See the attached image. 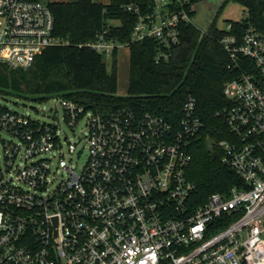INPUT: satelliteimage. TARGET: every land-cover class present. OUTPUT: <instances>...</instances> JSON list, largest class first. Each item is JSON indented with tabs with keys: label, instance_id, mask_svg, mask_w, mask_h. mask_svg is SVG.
Segmentation results:
<instances>
[{
	"label": "built area",
	"instance_id": "built-area-1",
	"mask_svg": "<svg viewBox=\"0 0 264 264\" xmlns=\"http://www.w3.org/2000/svg\"><path fill=\"white\" fill-rule=\"evenodd\" d=\"M48 2L0 0V63L28 68L49 46L70 43L55 35ZM126 8L138 17L131 41L104 29L79 46L110 60L153 37L157 58H167L196 11L192 0ZM242 24L228 22L221 39L239 73L224 86L228 132L213 144L245 184L204 203L188 175L204 126L195 96L178 125L130 107L96 113L60 96L67 124L85 120L87 129L88 159L76 169L79 143L56 122L10 109L0 91V264H264V25Z\"/></svg>",
	"mask_w": 264,
	"mask_h": 264
},
{
	"label": "trees",
	"instance_id": "trees-1",
	"mask_svg": "<svg viewBox=\"0 0 264 264\" xmlns=\"http://www.w3.org/2000/svg\"><path fill=\"white\" fill-rule=\"evenodd\" d=\"M150 1H49L55 16V35L70 43L49 46L28 68H12L0 63V91L38 100L53 95L66 97L106 115L130 107L139 114H158L175 125L180 122L187 96H195L197 114L204 126L191 145L193 160L188 175L197 185L194 200L204 203L213 192H229L233 186L245 184L243 178L222 161L218 146L213 153L207 147L209 137L217 142L228 132L221 114L229 104L224 86L239 73L238 68L229 67L231 56L221 44L222 37L229 31L218 26V18L206 31L195 23L185 24L181 45L175 47L169 57L161 59L157 58L155 38L131 42L127 94L118 93L119 49L106 60L104 54L79 46L95 40L104 29L110 38L131 41L138 17L126 6L139 3L145 11ZM236 1L249 12L246 19L229 21L235 28L249 19L264 25V0ZM114 20L119 23H113Z\"/></svg>",
	"mask_w": 264,
	"mask_h": 264
},
{
	"label": "rangeland",
	"instance_id": "rangeland-1",
	"mask_svg": "<svg viewBox=\"0 0 264 264\" xmlns=\"http://www.w3.org/2000/svg\"><path fill=\"white\" fill-rule=\"evenodd\" d=\"M95 1L103 3L110 2V0ZM195 8L196 11L193 14L192 20L203 31H206L216 18H218V26L225 29L229 21L246 19L249 12L246 6L236 0H197L195 2ZM113 23H119V21L114 20ZM129 48H121L118 51L119 94H127L128 92L130 73ZM3 101L10 109L28 114L32 118L40 119V121L47 123H58L61 135H67L70 140H74L79 143L78 150L74 154V167L76 169H80L85 164L89 154L88 149L84 146L86 141L83 138L84 132L87 130L85 127V120L80 122L74 128L70 127L64 119V107L60 96L53 95L48 99L38 100L25 98L24 96L18 94L7 93L4 94ZM2 135L5 138L10 137V134L6 131H3Z\"/></svg>",
	"mask_w": 264,
	"mask_h": 264
},
{
	"label": "water",
	"instance_id": "water-1",
	"mask_svg": "<svg viewBox=\"0 0 264 264\" xmlns=\"http://www.w3.org/2000/svg\"><path fill=\"white\" fill-rule=\"evenodd\" d=\"M207 147H208V151L213 153L215 151V147H214V144H213V139L211 137H209L207 139Z\"/></svg>",
	"mask_w": 264,
	"mask_h": 264
},
{
	"label": "crops",
	"instance_id": "crops-1",
	"mask_svg": "<svg viewBox=\"0 0 264 264\" xmlns=\"http://www.w3.org/2000/svg\"><path fill=\"white\" fill-rule=\"evenodd\" d=\"M50 1V0H49ZM130 49V48H129Z\"/></svg>",
	"mask_w": 264,
	"mask_h": 264
}]
</instances>
